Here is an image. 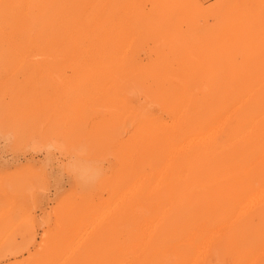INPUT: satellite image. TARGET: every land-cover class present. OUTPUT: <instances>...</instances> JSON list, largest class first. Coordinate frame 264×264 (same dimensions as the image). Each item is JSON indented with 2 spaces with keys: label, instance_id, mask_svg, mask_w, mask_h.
Instances as JSON below:
<instances>
[{
  "label": "rangeland",
  "instance_id": "obj_1",
  "mask_svg": "<svg viewBox=\"0 0 264 264\" xmlns=\"http://www.w3.org/2000/svg\"><path fill=\"white\" fill-rule=\"evenodd\" d=\"M248 191L264 0H0V264H264Z\"/></svg>",
  "mask_w": 264,
  "mask_h": 264
},
{
  "label": "bare ground",
  "instance_id": "obj_2",
  "mask_svg": "<svg viewBox=\"0 0 264 264\" xmlns=\"http://www.w3.org/2000/svg\"><path fill=\"white\" fill-rule=\"evenodd\" d=\"M195 140V139H194ZM154 192V191H153ZM250 194H252L251 192H246L245 194H243V196L238 197L237 200L233 201V203L229 204V206L227 207L228 209V214L224 217H222V225H225V227L231 223V222H236L235 224H239L241 226L244 227H249V225L256 223L258 217L262 216L264 214V206L260 209H256L255 206L252 204H249L246 208L245 204L247 202V200L249 199V197L251 196ZM191 208V207H190ZM254 210V211H251ZM238 225V226H239ZM195 226V225H194ZM230 227V226H229ZM195 228V227H194ZM171 228H167L165 231H163L161 236L167 235L170 232ZM248 230V229H247ZM234 232V231H233ZM244 232V230H243ZM235 233V232H234ZM257 233V232H256ZM239 235V234H238ZM258 235V234H257ZM240 236V235H239ZM260 236V233H259ZM258 236V237H259ZM254 237V236H253ZM251 237V238H253ZM256 237V236H255ZM216 238V237H215ZM213 240V239H212ZM254 240V239H253ZM164 241H167L166 243H168L170 241V239H164ZM236 241V240H235ZM240 241V240H239ZM244 241V240H243ZM232 242V241H231ZM241 242V241H240ZM227 242H222L221 244L218 245V247L220 248H224L227 249ZM245 243V242H244ZM248 243V242H247ZM256 243V242H255ZM231 244V243H230ZM250 244V243H249ZM254 244V243H253ZM158 246V245H157ZM233 246V245H232ZM240 244L237 243V246L235 248H240ZM243 246V245H242ZM246 246V244H245ZM248 246V244H247ZM250 246V245H249ZM234 247V246H233ZM256 248V247H255ZM236 250V249H235ZM196 251L195 248H187L185 250H183L182 252H180L178 259L182 260L184 255H189L190 253H194ZM234 251V250H233ZM221 253V251H218ZM259 252V251H258ZM232 253V252H231ZM230 253V254H231ZM250 253V252H249ZM245 254V253H244ZM251 254V253H250ZM247 255V254H246ZM252 257V256H251ZM258 257V256H257ZM232 258V256H231ZM245 258V257H244ZM243 258V259H244ZM242 259V260H243ZM246 259V258H245ZM235 260V259H234ZM233 260V261H234ZM244 261V260H243ZM242 261V263H243ZM237 260L233 263H236ZM239 262V261H238ZM239 264V263H238ZM241 264V262H240ZM247 264V263H246Z\"/></svg>",
  "mask_w": 264,
  "mask_h": 264
}]
</instances>
